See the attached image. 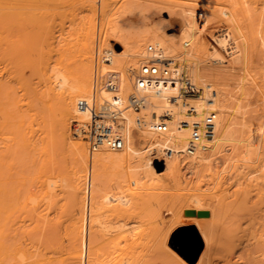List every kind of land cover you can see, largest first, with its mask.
<instances>
[{"label":"bare ground","instance_id":"obj_1","mask_svg":"<svg viewBox=\"0 0 264 264\" xmlns=\"http://www.w3.org/2000/svg\"><path fill=\"white\" fill-rule=\"evenodd\" d=\"M247 2L253 4L256 12L258 3L263 4L262 0H184L183 5L203 8L200 11L203 21L196 26L191 15L190 20L182 23L175 42L155 27L123 30L116 22L111 23L108 0H0V59H22L37 78L39 89L32 87L28 80L24 82L27 111L33 108L32 103L39 101L41 95L54 97L53 106L43 110H48L51 115L48 122L54 124L57 141L69 156L70 153L72 155V166L65 183L62 179H50L40 184L44 193L42 198L52 199L60 193L68 196L67 224L58 235L49 236L42 228L43 224L38 223L42 214L38 215L31 230H27L26 220H16L17 217L26 218L24 211L13 213L15 219L13 214L10 215L13 196L8 186L10 164L13 166L14 163L7 158L8 153L7 157L0 153V264H133L135 260L140 261L136 257L143 252L140 250L142 246L144 250H151L147 253L162 254L166 264H181L168 249L167 240L175 226L184 221L195 226L203 241V250L195 264H216L214 260L217 259H224L223 264H251L249 257L253 245L257 247L253 253L256 255L254 264H264V85L250 74L254 65L260 66L257 73L259 78H264V12H257L256 19H253L244 7ZM150 7L132 0L123 7L124 19L129 23L135 15L143 17ZM184 14H189V11ZM28 25L34 32L30 33L34 45L25 43L24 40L29 39L28 32L25 35L21 32ZM49 27L52 28L50 31L43 32ZM12 30L19 33L18 41L7 34ZM109 40L120 43L122 51L114 52ZM148 45H153L156 52L148 53ZM30 53L37 55V60L31 59ZM66 54L71 55L73 61L65 65L62 57ZM152 56L169 60L172 76L186 73L195 88L194 94L187 95L178 81L174 86L167 84L162 87L158 94L148 89L136 90L133 74ZM110 75H114L115 87L112 90L100 88L95 95V105L121 111L116 121L107 124L120 133L124 145L119 150L101 148L88 153L82 142L71 140L70 123L88 120V113L79 111L76 102L90 101L93 97L95 76L103 78ZM20 79L22 81L23 78ZM131 95L145 99V105L139 112L128 105ZM254 95L259 107L251 117H246V102ZM45 113V117L49 115L47 111ZM208 114L214 115V133L211 138L202 139L189 155L186 147L191 124L201 123ZM41 116L43 118L44 115ZM45 117L43 120L47 119ZM138 119L142 122L136 125ZM158 122L166 124L165 131H157L155 124ZM256 123L260 125L259 131L253 129ZM28 129V137L24 138L34 140L32 129ZM133 129L139 132L140 147L134 145ZM47 130L50 129L47 127ZM53 131L49 133L54 134ZM60 144L58 146L61 147ZM6 151L3 150L4 153ZM151 153L163 156L167 182L174 186L184 183L185 187H190L185 192L182 189L184 193L174 195L165 207L169 214L167 219L161 215L160 208L149 212L152 214L142 211L146 210L149 197L155 196V193L146 195L142 191L144 185L147 181L155 183L160 180L156 177L159 174L157 166L149 157ZM243 153L249 156L246 162L242 160ZM217 159H221L218 167ZM100 176L105 178L99 181ZM221 180L227 184L230 180L234 186L243 187L244 194L240 196L252 193L241 203L242 209H247L243 204L253 203L255 198L248 209L250 218L246 228L242 226L241 229L236 221V227H233L227 221L228 207H224L226 210L222 207L220 201L224 196L218 197L216 190ZM162 181L158 182L159 185ZM114 182L116 186L119 184V188L111 191L110 185ZM240 189L236 190L238 194ZM182 190L180 188L179 192ZM239 207L238 210L241 209ZM234 210L229 211L230 216V212L236 213ZM184 214L189 217H183ZM30 231L36 232L35 239L28 237ZM240 232H243L241 237ZM142 240L147 243L143 245ZM121 243L133 251L140 246V252L137 249L133 257L135 260L132 258L126 262L124 259L122 263V259L113 260L115 254L110 257ZM233 244L238 249L227 254L226 249ZM147 258L151 261L152 256L147 255ZM147 261L145 263L150 264Z\"/></svg>","mask_w":264,"mask_h":264},{"label":"rangeland","instance_id":"obj_2","mask_svg":"<svg viewBox=\"0 0 264 264\" xmlns=\"http://www.w3.org/2000/svg\"><path fill=\"white\" fill-rule=\"evenodd\" d=\"M76 1H78V0H76ZM134 1L144 2L148 5H151V7H150L149 11L147 12V14H144L143 17L139 16V15H135V17L130 18L131 21L129 23H127L126 19H124L125 16H123V9L125 8V5L128 2H132V0H108V2L110 4V7H109L110 10L108 11L109 12L108 18H110L109 20L112 21L111 23H113V21H114V23L116 22L118 25H120V27L123 30H127V29L138 30V29H142L143 27H155V28H158L160 31H163V33H167L169 35L168 37L175 40V42L178 41L177 37L180 33L181 28L183 27L182 23L186 20H190L191 19L190 16L191 15L193 16L194 13L199 12V11H203V8L195 6V5H188L187 4L190 7H188L187 5H183L184 0H134ZM161 2H163V3H161ZM164 2L176 4L177 6H171L169 4H164ZM262 2H263V4L258 3L259 5H258L257 12H260V11L264 12V0H262ZM244 7H246L248 9L251 17L253 19L254 18L256 19L257 12L254 11L253 4L251 2H247L244 4ZM188 11H189V14H184V12H188ZM121 12H122V14H121ZM115 14L117 17L115 16ZM182 14H184V16ZM113 15H114V17H112ZM112 18H113V20H112ZM29 27L30 26L28 25V26H26L27 29H25V26H24L23 27L24 30H22L21 32H22V34L28 32L27 35H29V39L24 40V41L27 44L34 45L35 42L33 39H31L32 35L30 34V33H34V32L31 31L32 27L31 28H29ZM51 29L52 28L49 27L47 30L46 29L43 30V32H45V31L48 32ZM28 30H30V31H28ZM35 30L37 31V29H35ZM12 31H9L7 34L13 40L18 41L19 40L18 38H20L19 33H17L16 31L14 32V30H12ZM30 35H31V37H30ZM109 45L112 47V50L116 53H120L122 51L121 44L116 42L115 40H109ZM29 57L33 60H37V55H35L34 53H32V54L30 53ZM5 60H4L5 61L4 62L3 58H2V60H1L2 62H0V81H1L0 82V87H1L0 88V91H1L0 92V100L2 99L0 101V105H1L0 106V128L2 127L1 133H0V153L2 152V154L4 156H6V154L8 153L7 154L8 157L7 156L6 157L8 159H10L11 161L13 160L12 162L14 163L13 164L11 161H7L8 163L11 162L14 166L13 167L10 164L11 177H10V183H9L10 186H8V191L10 194H12V196H13L12 201L14 202V203H12V201H11V206H13V207H11L10 215L13 213H20L21 214V212L24 211L23 213L26 214L25 215L26 218H24V216H22L23 217V219H22V217H20L21 215L17 214L20 218L17 217L16 220H18V219L19 220H26L25 222H26L27 230H31L33 228V226L37 223L35 221H37L38 215L42 214L41 222L39 221L38 223L43 224L42 228H45V230L48 232L47 234L49 236L58 235L60 233V231L64 230L65 225L67 224V221H66L67 214L66 213L69 210L68 196L66 193H60L59 196H57V194H56L55 197H52V199H51V197L49 199L48 198H42V197H44V193L40 187V184L43 181L50 180V179H52V180L55 179L56 181L62 179L61 181H63V183H65V181H66L65 179H67L70 168L72 166V163H71L72 155L70 153V156H69V152L65 148L63 149V146L59 143V140L57 141V139H56L57 137L54 136L55 132L53 131L54 124H52L51 122H48V120L51 121V117H50L51 115L49 114L48 110H46V109H48L47 107L53 106L54 101H55V100L53 101L54 97L53 96H52L53 98L50 97L51 95H48L49 96L48 97L45 94L41 95L39 98V101L36 100L35 102L32 103L33 108H31L30 111H27V104H25V103L28 102V99H27L28 97L24 96V94H23L24 82H26L28 80L31 83L32 87H37V89H39V87L37 85L38 80L33 75V73H31V71L28 68H26L24 63H22V61H23L22 59H16V60L15 59H13V60L5 59ZM7 60H9L10 62H8ZM52 60H54V58H52ZM19 61H21V62H19ZM62 61L64 62L65 65L70 64L71 61H73V58L71 57V55L66 54L65 56L62 57ZM12 62L13 63L17 62V63H14L15 65H13ZM9 63H11V64H9ZM17 67H18V69H17ZM259 67L254 65V67H252V69H250V74L253 75V77L256 78L257 81H259L260 85H264V78H259V74L257 73L258 71H260ZM4 68H6V69H4ZM12 73L16 74V75L14 76ZM15 77L17 79H19L20 83L23 85L18 83L17 79L15 82V80H14ZM20 78H23L22 79L23 82L21 81ZM1 83H4V84H1ZM34 83H36V84H34ZM2 87L6 90V93ZM9 87H11V88L8 89ZM9 95L11 96V98L9 97ZM19 95H20V97H19ZM250 97H252V98L248 99L249 101L246 102V105H247L245 108V114L247 115L246 117H249V116L251 117V115L254 114V111L259 107L258 106L259 102L256 100L257 96L254 95V96H250ZM3 98H4V100H3ZM10 103H12L13 106ZM247 103H250V104H247ZM14 104H17V105H14ZM256 105H257V107H256ZM36 107H37V110H36ZM39 107H42V108H39ZM44 107L46 108L45 111H47V114H49L46 117H45L46 113L43 110ZM2 108H3V110H2ZM41 109H42V111H41ZM24 111H25V113H24ZM38 111H39V113L36 114V112H38ZM246 111L248 114L246 113ZM41 113H43L42 116L44 115L43 118H40ZM245 114H244V116H245ZM44 117L47 119L43 120ZM31 119H33V120H31ZM28 127H30V129H32L31 131H33L34 140H27V138H24V137H28V133H27L29 130ZM47 127L50 130H47ZM259 127H260V125L258 123H256V126L254 125L253 129L256 131V129H258ZM136 130L137 129L132 130V136L134 138V145L136 147H140L142 145V141L139 138V132H137L138 130L137 131ZM49 131H53L54 134L52 132L49 133ZM45 135H47V136H45ZM70 136H71L72 141L82 142L88 151V146H87L86 142H84V140H82L80 137L77 138V137L73 136V134H72V122L70 123ZM4 137L7 139H4ZM20 140H21V142H20ZM57 143L60 144L61 147L58 146ZM56 144H57V146H56ZM50 145L52 148H54V146H55V148L52 149L50 147ZM2 146H3V150H7L6 153H4L5 151L3 152V150H1ZM7 148H9V149H7ZM11 148H12V150H11ZM21 149H23V150H21ZM59 151H61V152H59ZM20 153H22V154H20ZM88 153H90V152L88 151ZM244 155H246V153L241 154V156H244ZM24 157H27V158H24ZM29 157H31V158H29ZM60 157L61 158L64 157V158L61 159ZM149 157L151 158L152 163L157 166V171L159 174L156 177H158L160 180H157V182H155V183L152 182L153 184L150 181H147L145 184L146 186L144 185L142 191L144 193H146V195H148L149 193L150 194L155 193V196L152 198V196H153V194H152L151 197H149V199L146 201L147 202L146 210H144V209L142 210L141 207L139 208V215H141V210L145 211V213L152 214L153 211L160 208L161 215L165 219H167V218H169V214H167V212H166V208H167L166 206H168L171 203V201L174 198V195L177 196V194L184 193L190 187H185L184 183H182L179 186H174V185L170 184L169 182H167V180L165 179V174H164L165 173L164 161L161 159L163 156L161 154L158 155V153H151L149 155ZM7 158H4V159L6 160ZM62 160H64V162ZM220 160L221 159H217V167L220 166V162H221ZM59 166H60V168H59ZM57 172H59V174ZM104 178H105L104 176H102V177L100 176L99 181L104 179ZM13 181H16L15 182L16 184ZM154 181H156V180H154ZM161 181H162V184L160 183V185H161L160 186L158 182H161ZM100 183H102V182H100ZM156 183H157V186L155 185V187H154V184H156ZM31 184H33V185H31ZM220 184L221 185H219V187H217L216 190L218 191L217 193L219 194L218 197L220 195L224 196V197L222 196L223 197L222 199H224V200L219 198L220 200L223 201V202L220 201L221 204L223 203L222 207L223 208L228 207L227 210H226V208H224L227 212L226 216H229V218H231V220L229 218H226L227 221H229V223L231 225H233V227L236 224H237V226L240 224L241 229H243L242 226H245V228H246L247 227L246 225L249 223L248 220L250 218V216L248 215L249 214L248 209H250L251 206L253 205V203L255 202V198L252 197L254 199L253 203H252V201H250V202H246L245 204H243V206L246 205L244 207H247V209L246 208L242 209L241 203H243V200L246 197L252 196L251 195L252 193L249 195L247 194L246 197L240 196L241 194H244L242 191L243 187L241 188L240 186H234V184H232L230 180L228 181L229 185L227 184V182H225V180L223 182L221 180ZM158 185H159V188H158ZM110 187H111V189L109 187H107V188L110 189L111 191H116L119 188V184H117V186H116V182H114L112 185H110ZM183 187L186 189H184ZM180 188H181V190L183 189L184 192H183V190H182V192L181 191L179 192ZM238 188L239 189L241 188L239 190V191H241V192H239V194L237 193L238 191H236V190H238ZM203 189H204V187H203ZM221 189L225 190V191L223 192ZM220 191L222 193H220ZM150 194H149V196H150ZM239 196H240V198H239ZM20 197H22V198H20ZM31 198H34V199H31ZM14 200H16L17 202ZM230 204H232V206ZM228 205H230V206H228ZM237 205H240V207L238 206L239 208H241L240 210H238ZM235 206H236V208H234ZM32 207H33V209H32ZM230 207L231 208L233 207L235 210L233 208L230 209ZM34 209H37V210L32 211ZM229 209L234 210L236 213H233V211H232V212H230V213H232L230 216L229 215V211H230ZM20 210H22V211H20ZM25 210H26V212H25ZM243 210H245V211H243ZM149 212H152V213H149ZM23 213H22V215H23ZM239 213H241L242 215H239ZM17 215H15V216H17ZM236 215H239V216H236ZM184 216L189 217L188 215H185V214L183 215V217ZM236 217H238V218H236ZM12 218L15 219L14 214H13ZM245 222H246V224H245ZM30 232L32 235L30 234L28 237L33 238L36 235L35 234L36 232L35 231H30ZM241 233H243V232L239 233L240 237H241V235H243ZM237 235H238V233H237ZM38 236L39 235L37 234L36 238ZM33 239H35V238H33ZM142 241H144V240H142ZM145 242H146V240L144 241V243L142 242L143 245H145L147 243V242L146 243ZM142 243H141V245H142ZM118 246H119V249H118ZM118 246H117V250L110 257L113 258L116 255L113 258V260L119 261L122 259V263H124L125 261L127 262L128 260L131 261V259L134 256H136L135 254L137 253V251L140 248V246H139V248H137L138 250L135 249L133 251L131 249H126L124 243H121ZM120 246L123 250L120 249ZM234 246L235 245L233 244V246L230 247L231 250H230V248H228L229 250L226 249L227 254H228V251L230 253L232 251V249L233 250L238 249V247H234ZM167 247L169 250L172 251V252L171 251L170 252L178 259V261L181 264H195L197 261V258H198V257L196 258V254L199 250L201 252L203 250L204 246H203V241H202L198 231L196 230L195 226L192 224H189V222H187V221H184V223H181L180 225L178 224L177 226H175V228L170 232L168 240H167ZM142 248H143V246H142ZM142 248L140 250L143 252H141L140 255H142V253H143V255H142L143 257L142 256L139 257L140 255H137V257H136L137 259H139L141 261V264L143 261H144L143 264H147V263H145L147 261V259H148L147 262H149L150 264L151 263L152 264H154V263L155 264H166L167 263L166 261H164L165 257H163L162 254L157 253L158 256L160 255L159 257L162 256L161 257L162 259H161L156 254L155 255L150 254L151 250L149 251L148 249H145L146 250V252H145V250ZM127 250H129L130 253H129V251L127 252ZM140 250H139V252H140ZM131 251H133V252H131ZM255 251H257V247L255 245H253L251 248L252 255L249 257V259H250L249 262L251 264H254V262H256V260L254 261L256 255L253 254ZM126 252H127V254H126ZM147 252H150V253H147ZM200 252H199V254H200ZM224 252L226 254V251H224ZM152 253H154V251H152ZM128 254H130V255H128ZM199 254H198V256H199ZM131 255H133V256L131 257ZM147 255L152 256V259L155 258L154 261L151 259V261H152L151 262V261H149V258L146 259ZM124 256H126V257H124ZM216 256L218 257V255H216ZM216 256H214V257H216ZM136 258H133V259L135 260ZM117 259H119V260H117ZM124 259H125V261H124ZM144 259H146V261ZM134 260H132V262ZM223 260L224 259H217L214 261H216V264H218V263L223 264L225 262V261L222 262ZM135 262L133 264H140L138 262V260L137 261L135 260ZM125 264H132V263L127 262ZM225 264H227V263H225Z\"/></svg>","mask_w":264,"mask_h":264},{"label":"built area","instance_id":"obj_3","mask_svg":"<svg viewBox=\"0 0 264 264\" xmlns=\"http://www.w3.org/2000/svg\"><path fill=\"white\" fill-rule=\"evenodd\" d=\"M192 19L194 23L199 24L203 21L201 12L193 14ZM148 53L156 52L153 45H148L146 48ZM159 52V50L157 51ZM160 55V53H158ZM170 61L161 56H152L147 59L140 68L133 74V85L136 90H151L155 94L161 91V88L167 84L175 85L176 81L180 83V87L187 95L194 94L195 88L191 84L186 73H176L175 76L171 75ZM94 95L90 101L78 100L76 108L79 111H86L88 113V120L86 122H72V134L74 137L81 138L86 142L89 152H94L101 148L109 150H119L124 145V140L120 133L111 129L107 124L109 121L114 122L120 116L121 111L117 108L106 109L104 106L101 108L95 105V95L100 88L112 90L115 87L114 75L109 77L95 76ZM129 107L139 112L145 105V99L142 96L131 95L128 98ZM139 119L136 125L141 124ZM157 131H165L166 124L158 122L155 124ZM259 131V128L256 129ZM214 133V115L208 114L201 123H193L190 127L189 140L187 142L186 153L191 155L202 139H209ZM244 162L249 160L248 155L242 156Z\"/></svg>","mask_w":264,"mask_h":264},{"label":"water","instance_id":"obj_4","mask_svg":"<svg viewBox=\"0 0 264 264\" xmlns=\"http://www.w3.org/2000/svg\"><path fill=\"white\" fill-rule=\"evenodd\" d=\"M199 252H200V250L197 252V254H196V258L198 257Z\"/></svg>","mask_w":264,"mask_h":264}]
</instances>
